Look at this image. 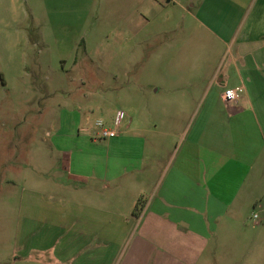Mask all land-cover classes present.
<instances>
[{"label": "rangeland", "instance_id": "374dc122", "mask_svg": "<svg viewBox=\"0 0 264 264\" xmlns=\"http://www.w3.org/2000/svg\"><path fill=\"white\" fill-rule=\"evenodd\" d=\"M193 4L0 0V264L32 216L141 212L203 101L184 92L209 88L231 49ZM117 112L121 134L100 137ZM231 209L194 264H264L260 204Z\"/></svg>", "mask_w": 264, "mask_h": 264}, {"label": "crops", "instance_id": "0c3cea01", "mask_svg": "<svg viewBox=\"0 0 264 264\" xmlns=\"http://www.w3.org/2000/svg\"><path fill=\"white\" fill-rule=\"evenodd\" d=\"M195 1L186 11L231 49L198 80L209 88L184 92L203 101L141 212L75 203L64 217L32 216L10 264H194L230 208L260 204L264 221V0ZM238 85L226 102L223 89Z\"/></svg>", "mask_w": 264, "mask_h": 264}, {"label": "built area", "instance_id": "2783aa9c", "mask_svg": "<svg viewBox=\"0 0 264 264\" xmlns=\"http://www.w3.org/2000/svg\"><path fill=\"white\" fill-rule=\"evenodd\" d=\"M243 91H244L243 85H238L234 87H225L222 91V97L226 102H234L240 97ZM122 117H123V112H117L115 114L113 120V124L115 128H108L104 126L101 120L96 121V125L99 127L97 134L100 137H107V138H114L119 136L121 133L118 129Z\"/></svg>", "mask_w": 264, "mask_h": 264}, {"label": "trees", "instance_id": "16d2710c", "mask_svg": "<svg viewBox=\"0 0 264 264\" xmlns=\"http://www.w3.org/2000/svg\"><path fill=\"white\" fill-rule=\"evenodd\" d=\"M137 207H138V205H136L134 208V211H133L134 214H138V208Z\"/></svg>", "mask_w": 264, "mask_h": 264}]
</instances>
